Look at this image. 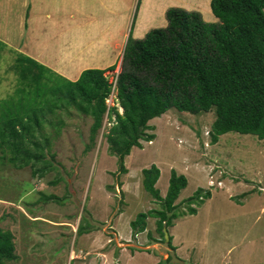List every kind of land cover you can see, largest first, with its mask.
I'll list each match as a JSON object with an SVG mask.
<instances>
[{"label":"rangeland","instance_id":"1","mask_svg":"<svg viewBox=\"0 0 264 264\" xmlns=\"http://www.w3.org/2000/svg\"><path fill=\"white\" fill-rule=\"evenodd\" d=\"M146 1L142 0L141 9L139 0H132L131 9L125 11L128 18L122 20L125 26L119 32L121 38L114 40L117 52L109 64L116 68L105 72L110 83L122 70L132 24L135 38L168 24L167 10L161 15L156 5L149 4L153 12L146 9ZM185 2L186 10L217 21L211 6ZM22 9L21 0H6L0 9V16L6 15V22L0 19V33L9 34L7 41L0 37V99L13 93L18 83L12 70L16 56L28 45L35 46L28 44L27 33L20 36L17 12ZM9 15L12 21L7 26ZM72 41L71 50L65 44L63 56L56 54L55 60L41 57L43 51L36 52V58L65 74L80 73L83 65L73 66L92 53L103 56L102 45L83 47L73 35ZM51 51L57 52L54 45ZM107 103L123 113L117 90ZM215 118L214 109L191 113L176 108L153 118L147 132L155 138L141 140L142 146L132 148L124 171L106 140L114 113L112 119L105 114L96 142L90 138V115L74 108L69 113L60 109L48 114V120H62V125L45 124L50 146L46 159L35 162V169L50 161L49 169L34 174L30 166L16 167L0 150V225L11 231L17 247V258L6 264H264V139L229 131L213 143ZM152 165L160 168L155 187L163 197L172 170L188 179L175 200L176 216L167 230L168 240L157 231V217L149 216L142 232L135 233L131 225L139 213L162 208L142 183V170ZM197 190L201 196L191 202L189 197ZM190 207L196 211L190 212Z\"/></svg>","mask_w":264,"mask_h":264},{"label":"trees","instance_id":"2","mask_svg":"<svg viewBox=\"0 0 264 264\" xmlns=\"http://www.w3.org/2000/svg\"><path fill=\"white\" fill-rule=\"evenodd\" d=\"M211 9L217 21H206L196 10L170 7L167 26L153 28L143 38L132 36V24L117 79L123 113L106 103L112 84L105 72L116 65L86 68L72 80L19 52L12 64L18 83L13 93L0 99V150L16 167L30 166L34 174L49 169L50 161L35 169V162L46 159L50 146L45 124L58 128L62 120L55 123L47 115L60 109L69 113L71 108L93 118V142L106 112L110 119L115 114L106 140L124 171L125 157L132 148L142 146L141 140L155 138L147 132L152 128L150 121L171 108L191 113L214 109L213 143L229 131L264 139V0H211ZM160 173L156 165L144 168L142 183L162 208L139 213L131 225L135 233L142 232L146 219L157 217V231L165 240L164 228L172 225L175 200L188 179L172 170L163 197L155 187ZM200 196L197 190L189 200ZM168 243L172 246L171 237ZM16 248L11 231L0 225V264L15 260Z\"/></svg>","mask_w":264,"mask_h":264},{"label":"crops","instance_id":"3","mask_svg":"<svg viewBox=\"0 0 264 264\" xmlns=\"http://www.w3.org/2000/svg\"><path fill=\"white\" fill-rule=\"evenodd\" d=\"M5 1L0 0V9ZM185 1L189 0H147L146 9L150 7L149 9L154 12L153 6L149 4L156 5V11L164 15L163 13L170 7H185L187 4ZM192 1L198 4H206L208 5L207 9H210L211 0H206L207 2L205 0ZM21 3L23 9L21 13L17 12V27L20 29V36L27 33L28 44L35 45L34 47L33 45H28L27 49H24L26 54L36 58L39 56L35 53L43 51L44 54L41 57L55 60L57 59L56 54L63 56L65 52L63 46L65 44L71 50V44L69 43L73 42L72 35L78 41V45L84 43L83 47H86L87 44H90L92 48L102 45L103 56L100 57V54H93L90 51L92 57L87 56V60H85L86 58L82 59V64L78 63L73 66L78 68L83 65L79 69L80 73L78 71H68L64 74L51 63H46L44 59L36 58L72 80H76L86 68H104L113 63L111 61L115 59V53L117 52L114 40L119 35L121 38L119 32L125 26L123 21L128 18L125 11L132 7V0H21ZM139 3L141 4V9H143L142 0H139ZM161 5L163 10H160ZM5 17V14L1 15L0 19L6 22L3 19ZM11 21L12 17L9 15L6 25L10 26ZM63 34L66 37L70 35V38L63 39ZM8 35L3 36L0 33V37L5 41H7L6 38L9 39ZM78 38H81V40ZM52 45H54L57 52L51 51ZM47 46L48 53L54 54L53 57H48ZM69 55H71V52H69ZM53 63L57 64L56 62Z\"/></svg>","mask_w":264,"mask_h":264},{"label":"built area","instance_id":"4","mask_svg":"<svg viewBox=\"0 0 264 264\" xmlns=\"http://www.w3.org/2000/svg\"><path fill=\"white\" fill-rule=\"evenodd\" d=\"M118 75H119V74H118ZM118 75H116L115 77L112 78L111 83H112L113 87H112L111 94H114V91H116ZM111 94H110V95H111Z\"/></svg>","mask_w":264,"mask_h":264},{"label":"clouds","instance_id":"5","mask_svg":"<svg viewBox=\"0 0 264 264\" xmlns=\"http://www.w3.org/2000/svg\"><path fill=\"white\" fill-rule=\"evenodd\" d=\"M112 84V83H111ZM112 87H113V85H112ZM116 90H117V88H116ZM111 91H112V89H111ZM110 94H111V92H110ZM109 94V95H110ZM109 95H108V97H109ZM108 97H107V99H108ZM117 97H118V92H117ZM107 99H106V103H107ZM107 105H108V103H107ZM113 106H115V105H108V107L110 108V107H113ZM116 107V106H115ZM109 110V109H108ZM123 111H124V109H123ZM121 113V112H120ZM106 114H107V117H108V111L106 112Z\"/></svg>","mask_w":264,"mask_h":264},{"label":"water","instance_id":"6","mask_svg":"<svg viewBox=\"0 0 264 264\" xmlns=\"http://www.w3.org/2000/svg\"><path fill=\"white\" fill-rule=\"evenodd\" d=\"M166 239L168 240L169 234L166 228H164Z\"/></svg>","mask_w":264,"mask_h":264}]
</instances>
